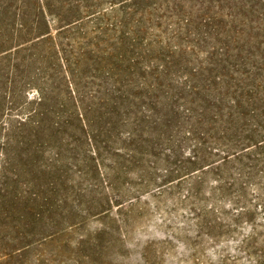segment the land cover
<instances>
[{
  "label": "trees",
  "instance_id": "obj_1",
  "mask_svg": "<svg viewBox=\"0 0 264 264\" xmlns=\"http://www.w3.org/2000/svg\"><path fill=\"white\" fill-rule=\"evenodd\" d=\"M5 77L11 105L37 96L0 139V264H49L30 252L62 231L60 164L82 141L114 173L190 140L193 182L264 191V0H0Z\"/></svg>",
  "mask_w": 264,
  "mask_h": 264
},
{
  "label": "rangeland",
  "instance_id": "obj_2",
  "mask_svg": "<svg viewBox=\"0 0 264 264\" xmlns=\"http://www.w3.org/2000/svg\"><path fill=\"white\" fill-rule=\"evenodd\" d=\"M36 96L29 90L18 97V106L0 98L5 105L0 139L6 123L26 112L20 107L25 100ZM179 145L167 155L160 146L158 156L135 165L122 160L127 169L114 173L108 167L113 162L90 152L85 141L71 147L60 164L66 185L54 195L62 231L29 257L50 259L49 264H264V191L255 186L260 179L250 180L245 198L235 203L238 186L221 193L214 191L215 174L194 182L201 172L186 175L193 166L192 142L183 139ZM62 197L65 203L59 202Z\"/></svg>",
  "mask_w": 264,
  "mask_h": 264
}]
</instances>
